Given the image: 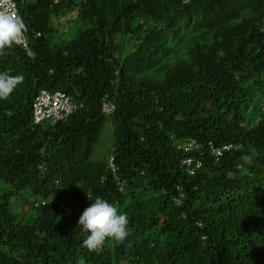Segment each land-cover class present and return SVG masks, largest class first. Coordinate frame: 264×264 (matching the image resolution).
I'll use <instances>...</instances> for the list:
<instances>
[{
    "label": "trees",
    "instance_id": "trees-1",
    "mask_svg": "<svg viewBox=\"0 0 264 264\" xmlns=\"http://www.w3.org/2000/svg\"><path fill=\"white\" fill-rule=\"evenodd\" d=\"M13 1L34 57L0 50L24 77L0 100V264H264V0ZM42 90L72 100L55 126L33 124ZM96 197L129 224L92 252L77 221Z\"/></svg>",
    "mask_w": 264,
    "mask_h": 264
},
{
    "label": "clouds",
    "instance_id": "clouds-1",
    "mask_svg": "<svg viewBox=\"0 0 264 264\" xmlns=\"http://www.w3.org/2000/svg\"><path fill=\"white\" fill-rule=\"evenodd\" d=\"M14 4L16 5L15 2ZM16 10H17V5H16ZM54 17L53 18L55 20H52L51 24H53L56 34L63 33L64 34L63 39L67 41L69 44L82 42L81 40L82 30L84 32V35L87 37L86 35L87 31L83 27L76 26V23L71 20V17H59V16H54ZM182 22H183L182 24H177L178 30L182 32H186L191 28V22H192L191 20L187 19L185 22L184 21ZM141 23H142L141 21H138L136 22V25ZM58 24L63 26L64 29L58 27ZM174 28H172V30H174ZM24 29H25V25L23 20L19 17L18 11L16 17L10 14H0V50L9 47L12 44H15L17 47L22 48V50L26 53V55L29 58H33L34 54L33 51L31 50V47L29 46L28 39L25 35V32L23 31ZM21 33L23 35L24 42L15 43L17 37ZM34 35H35V39L41 37V33L38 31L35 32ZM23 81H24L23 75L12 76L7 73L0 72V100H7L11 96V94L17 89V87L23 83ZM42 92L50 93L47 90L40 91L38 95L35 97L33 103L35 102L36 98L40 96ZM55 93H61L66 97H68L65 93L62 92H55ZM55 93H50V94L54 95ZM70 101L72 102L71 99ZM105 101L106 100L104 98L102 100L103 103L102 110L104 112V115L107 113L109 108H112V106H110ZM32 115H33V108H32ZM64 120L65 119L59 120L55 124H52L51 121L43 120L41 123L36 124L33 116L34 125H40L43 122H48L50 126H55L58 122ZM190 143H194V142L192 141L187 142L184 145V147L186 148L187 145H189ZM224 148H228V149L224 150ZM231 148L232 145H223L218 147L212 143L209 144V149L212 150L213 156L217 159L220 157V155L219 156L216 155L217 150L221 149L222 154H224V152L229 151ZM188 151H190V149ZM183 164L185 166H190L191 159L184 160ZM108 169L115 177V179L118 180L117 183L121 186L122 189L123 188L122 183L119 181V178L116 177V166L114 163V157H110L108 159ZM189 174L192 175L193 174L192 171H190ZM179 194H180L179 199L178 198L176 199L178 205L181 203L180 199L182 200L185 197L184 193L182 194L179 193ZM91 201H93V203H91L88 207H86L83 210L82 214L79 216V219L77 221V225L86 234V238L83 240L84 247L89 251L95 252L102 248L106 240L111 239L115 242L124 241L128 235L129 220L127 215L121 213L118 207L114 203H110L108 200L103 199L101 197H96ZM42 204L44 205L45 202H43ZM58 204L62 208H65V211H67L68 213L71 212V209L68 207V204L64 205L61 200L58 201Z\"/></svg>",
    "mask_w": 264,
    "mask_h": 264
},
{
    "label": "built area",
    "instance_id": "built-area-1",
    "mask_svg": "<svg viewBox=\"0 0 264 264\" xmlns=\"http://www.w3.org/2000/svg\"><path fill=\"white\" fill-rule=\"evenodd\" d=\"M0 14H10L14 17L17 16L16 5L12 0H0ZM22 33L17 37L15 43H23ZM33 116L36 124L41 123L43 120L51 121L55 124L59 120H63L67 115L71 114L74 106L68 97L61 93L54 95L42 92L33 103ZM194 143H190L185 148L186 151L193 147ZM213 148V147H212ZM228 149V148H224ZM214 151V150H213ZM222 154V150L216 151V155ZM189 164V162H188ZM193 173V172H192Z\"/></svg>",
    "mask_w": 264,
    "mask_h": 264
},
{
    "label": "rangeland",
    "instance_id": "rangeland-1",
    "mask_svg": "<svg viewBox=\"0 0 264 264\" xmlns=\"http://www.w3.org/2000/svg\"><path fill=\"white\" fill-rule=\"evenodd\" d=\"M108 130V129H107ZM107 130H105V132H107ZM106 136L104 135V138H105ZM100 150H102V148H100Z\"/></svg>",
    "mask_w": 264,
    "mask_h": 264
}]
</instances>
